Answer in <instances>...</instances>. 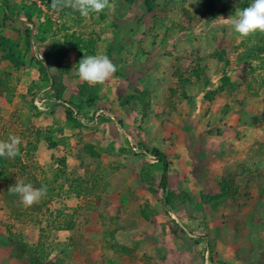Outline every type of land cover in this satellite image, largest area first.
<instances>
[{"label":"rangeland","instance_id":"1","mask_svg":"<svg viewBox=\"0 0 264 264\" xmlns=\"http://www.w3.org/2000/svg\"><path fill=\"white\" fill-rule=\"evenodd\" d=\"M244 1L110 0L114 11L105 10L86 19L71 9L54 11L51 0H0V130L8 133L7 139L16 136L9 133L11 127L23 129L25 125L32 126L35 115L31 113L39 114L48 108L46 114L59 109L65 114L71 112L74 115L71 119L76 121L73 127L78 130L73 135L75 152L69 151L70 158L76 157L75 168L67 166L64 150L52 145L51 136L42 134L41 139L46 141L48 148H53L54 159H58L57 162L52 161V164L57 163L56 167L39 168L33 162L37 157L34 150H20L18 158L14 159L0 157V189L8 177L16 176L15 171L34 181L35 177L55 178L59 184L58 191L50 194L46 185L48 196L34 205L38 210H47L42 212L43 226L59 233V237H64L69 231L65 225H72V235L65 236L69 244L64 252L88 256L90 264H100L99 258H105L106 251L110 253L108 257L122 260L123 264L127 258L129 262L139 264H264V200H257L264 196V92L258 96L245 92L249 71L245 55L248 53L243 51L242 38L220 19L235 15ZM145 2L148 4L144 5ZM135 17L137 23L131 28V20L133 22ZM162 25L165 26L163 32L159 31ZM177 30L179 34H176ZM131 31L139 36L137 40ZM30 34L33 35L32 46L37 50V54L31 51L33 57L37 56L36 63L40 58L48 69V76L54 78V83L39 96L37 94L42 85L46 86L48 76L39 71L38 65L41 64L36 66L29 58L30 51L24 49L25 36ZM214 47L218 49H211ZM166 49H177L180 53L174 59L170 52L163 57ZM219 49L226 51L228 66L213 57V51ZM96 54H106L117 66L114 74L118 79L117 85L113 83L114 78L95 86L79 81L76 70L80 60L83 56ZM130 60L129 67L123 65ZM32 67L38 72L35 73ZM137 69L134 76L132 73ZM226 70L231 71V81L241 85L231 95L219 91L220 80ZM67 75H70L74 86L62 85ZM137 80L138 95L143 96L138 101L142 113L133 118V127L138 124L140 127L139 130L134 129L133 137L138 133L140 143L129 149L125 148L126 144L116 145L112 135L118 129L117 124L120 123L122 128V124L132 125L131 115L127 114L132 103L127 100L133 94ZM158 96L163 100L150 101ZM56 99L60 101L54 103ZM117 109L121 120L114 113ZM166 115L169 116L166 118ZM148 121L152 128L148 127L146 133ZM236 127L246 128L249 132L248 137L240 139V148L231 153L233 158L244 161L241 174L235 176L246 179V186L251 187L247 196L255 197L256 202L252 200L250 206L239 208V217L244 216V222L253 231L246 230L243 235L241 229L236 228L234 232L238 238H234V245L230 246L220 238L222 229L214 219L223 217V223L232 222L223 214L224 209H229L222 205L228 202L227 199L222 201L218 196L229 194L232 177H224L211 184L210 188H214L215 193L209 194L207 200L198 201L191 191L202 185L194 180L192 171L197 166L196 158L207 159L201 156L203 153H217L219 159L228 157V143L239 138V135L230 134L228 129L234 131ZM80 129L86 130L87 134L84 135ZM32 133L29 137L33 141L39 140V135ZM142 134H147L154 142L146 145ZM122 135L125 139L126 132ZM160 138L164 140L161 148L155 146L158 143L155 140ZM179 143L185 147L183 153L187 152L188 160V167L181 166L190 171L188 181L182 185L185 191L191 185L192 189L183 197L167 198L163 204L167 190L178 191V171L174 166L179 167L178 158L185 159V155L176 148ZM137 145L140 148L138 152L135 150ZM155 151L160 153V158ZM138 156H143V159H137ZM130 159L131 164L126 162ZM163 162L167 164L173 181L170 185L160 181ZM205 164L199 161L196 167L199 176L208 174ZM205 190L209 193L210 189ZM10 195L11 199L6 202L0 193V205L5 201V207L11 211L10 220L30 223L26 219L25 206L18 202L20 198ZM19 205L21 208L17 207ZM164 206L177 216L167 213ZM138 207H143L145 213L137 212ZM152 207L163 210L160 215L165 217V222L162 218L152 221V214L147 213ZM33 210L31 206L28 212L33 214ZM247 217L251 219L247 221ZM177 218L185 221L187 226ZM139 222L141 225L148 223L140 225V228L148 226L147 231H151L152 224L154 228L156 223L164 228L163 237L170 243L169 246L165 244V253L160 246L154 248L148 244V240L156 242L158 228L155 227L148 238L146 231L137 233L135 228ZM235 225L241 226L238 222ZM222 228L225 232V226ZM31 233L33 235L34 232ZM131 233L135 240L132 245H127ZM197 233L214 242L203 255L190 243ZM37 235L44 243L40 249L45 253L50 249L45 244L50 233L48 235L42 228ZM222 236L227 237L226 234ZM258 236V244L253 246V238ZM250 238L252 241H247ZM43 239L46 240L43 242Z\"/></svg>","mask_w":264,"mask_h":264},{"label":"crops","instance_id":"2","mask_svg":"<svg viewBox=\"0 0 264 264\" xmlns=\"http://www.w3.org/2000/svg\"><path fill=\"white\" fill-rule=\"evenodd\" d=\"M136 23H137V20L135 17L133 22L131 20V28H133L134 25H136ZM164 29H165V26L162 25L160 27L159 31L163 32ZM131 32H133L135 34L134 31H131ZM169 33H171V32H168V34ZM176 34H179V30H177ZM133 36L136 40L139 38V36H136V34ZM32 37H33L32 34H30V36H28V37L25 36L24 49H27L28 52L30 51L29 52V58H30V60L32 58L33 63H36L37 56L33 57L32 53H31V51H33L34 53L37 54V50L32 46ZM190 48H193V47L191 46ZM120 51L122 53V50H120ZM166 52H168V53L170 52L173 59L176 57V55H179V53H180V52L178 53L177 49H174V50L166 49L162 53L163 57H165ZM159 54H160V52H159ZM168 56H170V55H168ZM41 58L45 61V59L43 57H41ZM38 60L39 61H37V62H39L41 64V65H38L39 63H36V66L38 65V67H39V71L42 72L43 71L42 69H44L47 76H48V73H47L48 69H45L46 67L42 63L40 58H38ZM130 63H132V60H130L129 62L126 61V63L123 65L129 67L128 65H130ZM140 65H142L141 61H140ZM148 67L149 66L147 65V62H146L145 68L147 69ZM143 68L144 67H142V69ZM32 69H34L35 73L38 72L37 71L38 69H36L35 67H32ZM131 71H132V69H131ZM137 72H138V69L136 72H134L132 74L135 76V75H137ZM42 74H43V72H42ZM22 75H24V72ZM69 78H70V75H67V77L65 78L66 81L64 80L62 85H66L68 87L74 86V83ZM113 78H114L113 83L117 85L118 84L117 77L114 76ZM138 80H137V83L134 85V89L132 91L133 94H131L129 100H127L130 103H132V109L127 111V114L131 115V117H130L131 121L130 122L132 123V125L130 124L129 126H124V124H122L123 125V128H122L121 124L119 123V124H117L118 129H116L115 134L112 135L115 138L116 145L122 144L121 146H124V144H126L125 148H129V149H130V147L131 148L133 147V144H137V143L139 144L140 143L139 142L140 135H138V133H136V135L133 137V132L135 131L134 129H137V130L140 129L139 124L137 126L133 127V121H134L133 118H135V116H138L139 115L138 113H142L141 107L139 106L138 101H140L139 99L143 98V96L138 95V88H136V86L139 85ZM52 83H54V78L52 79V77L50 78L48 76V79L46 80V86L42 85L43 88H41L39 90L40 93H38L37 95L39 96L41 94H44L46 92V90L49 89V87L51 86ZM71 96L72 95H70L69 98H67V99L69 100ZM115 98L119 100V97H115ZM147 98H149V97L147 96ZM153 98L150 99V101L151 100L152 101L163 100V98H161V96L153 97ZM59 101H60L59 99H56V100H54V103H57ZM121 102L122 101L120 100V103ZM50 109H53V107H51ZM43 112L39 113V114L31 113L32 115H35V118L32 120V123H33L32 126L29 127L28 125L27 126L25 125L26 127L23 126L24 127L23 129H18L15 126H13V127H11L13 131L10 130L9 133L13 132V133L17 134L16 136H19L21 138L22 142L19 145V150L28 149V150L36 151V153L34 155L37 154V157L35 158V160L33 162H35V164H37L39 168H44L45 166H53V167L55 166L56 167V165H57V163L52 164V161L54 163V162H57V160H58V159H54L56 156H55V153H53V151H52L53 148H48L47 143H45L46 141L44 142V140L41 139V137H40V135H42V134L43 135H50L51 136V142L53 141L52 145L58 150H60V149L64 150L65 156L67 157V160H68L67 166H70V168H75L76 167V157L70 158L71 155L69 154V151H71V153H74L75 152L74 150L76 148L75 142L73 139V135L76 134V132H78V130L73 127V125H75L74 124L75 121L73 119L71 121H69L67 119L66 114L64 113V110L59 109V110H55V111H52V112L46 114V112H49V108H48V109H44ZM114 113L116 114L117 119L121 120L122 116L119 115L118 109L116 111H114ZM168 116L169 115H166L164 117L167 118ZM78 119L79 118H77V120ZM78 121H80V120H78ZM146 126H147V129H146L147 132L146 133H148L149 128L150 129L152 128L151 123L148 121ZM236 128L234 131H230L228 129L230 134L239 135V138L236 137V138L232 139L230 144L228 143L227 146L230 149V154L228 155V157H226L224 159H219V155L217 153L210 155L211 153L209 154V152H208V153L201 154V156H203V158H207L206 160H202V159H200V157L195 159V162H196L195 165H197V166H194V170L192 171L194 173V177H195L194 180L199 182L202 185L201 188H197L196 190L191 191V189H192V185H191V187L185 191V188L182 185V182L188 181V179H189L188 176L190 174V171L185 169V167L181 166V165H185L186 167H188V165H187L188 160L186 158L187 152L183 153V150L185 149V147L179 143V146L176 148L179 151H181V152H179L180 154L183 153L185 155V159L178 158V161L177 160L176 161L178 162L179 167L174 166L178 171V177H177L178 191L167 190L168 192L167 191L165 192L166 199L163 203V204H165V202L167 201V198H173L176 196H178L179 198L183 197V194L186 195V193L188 191L193 192V193H191V194H195V195H193V198L198 199V201L207 200V199H209V197H208L209 194L215 193L214 188L213 189L210 188L211 184L213 185L214 182L216 183V182L222 180L224 177L227 179H230L232 177V179L230 180V182L232 183V185H231L232 188L230 187L229 194L227 193L226 196H224L223 193L218 195V196H221L220 199L222 201L227 199V201H228L227 203L225 202L224 204H222L223 203L222 202L220 204H222L224 207L227 206L229 208L228 210L224 209L223 214L225 216H227L226 220H231L232 222L229 224H227L225 222L223 223V220H222L223 217H221L220 219L219 218L214 219L215 221H217V224L221 227L222 230H224L222 227L225 226L226 231L222 232V230H221L222 233L220 232V238L224 240V243L226 245H230V246L234 245V238H235V240H236V238H238V236H236V234L234 232V230L236 228L241 229L240 231H241V233L243 232V235H245L246 230L253 231V229L249 226V224L247 222H244V220H245V219H243L244 216L239 217L241 214L239 211V208L244 207L246 205L250 206L252 200L254 202H256L255 197L249 198V196H247V195H249V191L251 190V187L246 186V179L243 176H235V174H241L240 170L244 168V161L241 159L237 160V159L233 158L231 153H235V149L242 145V144L239 145L240 139L248 137L247 135L249 132L246 128L245 129L244 128L241 129L238 127H236ZM80 130L82 132H84V135L87 134L86 130H84V129H80ZM32 131H34L35 134L39 135L38 136L39 140H38V138H36L33 141L29 137L30 135L33 134ZM122 132H124V133L126 132V138L125 139H124V136L122 135ZM129 133L132 135L134 142H131V140H130L131 138H130ZM7 134H8L7 132L5 133L4 131L0 130V141L8 140L6 138ZM141 137L143 139H145L144 143L146 145H148L149 142H154L153 139L152 140L149 139L150 136H147V134H142ZM123 139H124V141H123ZM162 141H164V140L161 138L159 139V141L155 140V142H158L155 146H160V148L162 146L164 147V145H163L164 142H162ZM102 144H103V142H102ZM136 147L139 148L138 145ZM150 147H152V146L150 145ZM48 149H51V150H48ZM155 152L159 153L158 151H155ZM52 153H53V155H52ZM64 153H62V155ZM156 155L158 156V154H156ZM136 158L140 160V159H143V156H138ZM151 158H154V157H151ZM172 160H175V159H172ZM181 161L183 162V164ZM199 161H202L203 163L206 162L205 167L208 169V174L203 173V174H201V176H199L196 173V167L199 166L198 165ZM126 162L131 164L132 160L130 159V160H127ZM150 163H152V162H150ZM161 168H162V173L160 175L161 183L164 185H168V184L170 185L171 182H173V181L171 179V176L168 174L167 164L165 162H163L161 165ZM215 168H217V170ZM228 173H230V176ZM38 178L39 177H35L36 181H34L33 178H31V179L25 178L24 176L20 175L19 171H18L16 176L11 177L10 179L8 177V180L6 181L5 186L0 189L2 199H4V200L7 199L6 202H8L11 199V197H10L11 193L10 194L8 193V189L10 187L14 186L16 180H18V179H23L25 181V183H31L35 188H40L41 186L47 185V186H49L48 188H50V194H52V192H54V191H58L59 184L55 178L54 179H53V177L48 178V179L46 177H45L46 179H38ZM195 181H193L192 184H194ZM263 187H261V188H263ZM206 188L210 189L209 193H208V190H205ZM47 192H49V189H47ZM172 194H174V195H172ZM258 195L259 194H257V196ZM46 196H48V193ZM257 200L263 201L264 196L262 198L259 197ZM18 202L20 203V200ZM17 207L19 208L20 205ZM32 207L34 208L33 214L28 212L29 207H23L25 214H26V217H27L26 219H28V221L30 222V223L26 224V223H23L22 221L14 222V221L10 220L11 211H10V209L7 210V207H5V201H4L3 205H0V264H79V262L84 261V260L87 261L86 264L91 263L90 257H88V256L86 257L85 255H77V254H73V253L70 254V253L64 252L68 249L66 247L69 244V241L67 239H65V236L66 235H69V236L72 235V230H71L72 228H70L68 232H65L66 234L63 233L64 237H59L58 236V235H60L59 233L54 232V231H50L51 229L45 228L43 226L42 212L44 211V209L40 208V210H38L36 208L37 206H35V205H32ZM165 207H167V206H164V210L167 213H169L171 215L172 214L176 215V213H174L170 208H168V207L165 208ZM232 207H234V208L232 209ZM130 209H132V208H130ZM262 210H264V208ZM136 211L139 213H145L143 207L142 208L138 207L136 209ZM160 211L163 212V210H161V209H157L156 207H152L149 210V212H147V213L152 214V216H153L152 221L153 222H154L153 219H155V218H162L163 219L162 221L165 222V217L160 215ZM46 212H47V210L44 211V213H46ZM134 212H135V210H134ZM253 213H254V211H253ZM263 215H264V213H263ZM180 218H177L178 221L180 223H183L185 226H187L185 221L181 220ZM171 219H172V217H171ZM248 219H251V218L247 217V221H248ZM236 221L241 226L235 225V223H237ZM246 223H247V225H245ZM120 224H122V223L120 222ZM260 224L262 225L261 222H260ZM136 225H137V228H135V229H136L137 233H139L140 231H143V232L146 231L148 238H150L149 236H151V233L154 231V228L157 227L158 228L157 232L159 233V235L156 237L157 238L156 242H154L153 240H148V244H151L150 246H152L154 248L156 246H160L162 249V252H164V253L166 252V247H164V246H165V244H168L167 246H169L170 243L165 242L166 239L163 237V233H164L163 227L159 226V224L156 223V224H154V226H155L154 228H153V224H152V230L151 231H147L146 227H148V226H146L144 228H140V225H141L140 222ZM142 225H148V223L145 222V224L143 223ZM261 225H259V227ZM179 226H180V228H182L181 227L182 225H179ZM42 228H44L46 230L48 235L50 233V237L47 238V241H46L47 243H45V244H47V246H49L50 249H47L45 251V253L42 250L43 249L42 245H44V243L39 241V237L37 235L38 231ZM185 228H187V227H185ZM187 229H189V228H187ZM217 229L219 230V228H217ZM32 231L34 232L33 235L31 233ZM229 232L230 233L232 232L231 236L228 235ZM224 234H226L227 237H223L222 235H224ZM152 235L154 236V234H152ZM130 236H131L130 239H127V241H126L127 245H132V243L135 240L132 233ZM192 238L193 239L190 238L191 239L190 243H192L195 247H197L198 251L200 252L199 254H201V255H203L207 251V249L209 248V245L210 246L214 245L213 241H211L206 236L201 235V233H197L195 236H192ZM228 238H229V240H227ZM259 239H260V236H258L257 238L254 237L253 241L251 240V238H250V240H247V241H250V242L252 241V245L255 242V244L253 246H256L258 244ZM45 240L43 239V242ZM86 244H87V242H86ZM217 244L220 245L221 243L217 242ZM40 248H42V249H40ZM180 250L181 249H178V251H180ZM195 252L196 251H194V254H195ZM105 254H106L105 258H103V259L99 258L100 264H123L122 260L119 261V259H113V257H108V255H110V253L108 254L107 251L105 252ZM78 260H79V262H78ZM153 260L155 261L154 257H153ZM125 264H139V262L132 263V262H129L128 258H127L125 260Z\"/></svg>","mask_w":264,"mask_h":264},{"label":"clouds","instance_id":"3","mask_svg":"<svg viewBox=\"0 0 264 264\" xmlns=\"http://www.w3.org/2000/svg\"><path fill=\"white\" fill-rule=\"evenodd\" d=\"M51 8L56 12L71 9L86 19L105 10L114 11L110 0H51ZM220 19L226 21L239 38H247L257 32L264 34V0H251L248 6L237 8L235 15ZM116 71L117 66L106 54H96L83 56L77 65L76 76L79 81L95 86L112 79ZM21 142V138L15 135L9 136L7 141H0V157H17ZM8 192L17 195L23 206L31 207L47 195V186L35 188L31 183L18 179Z\"/></svg>","mask_w":264,"mask_h":264},{"label":"trees","instance_id":"4","mask_svg":"<svg viewBox=\"0 0 264 264\" xmlns=\"http://www.w3.org/2000/svg\"><path fill=\"white\" fill-rule=\"evenodd\" d=\"M130 2V0H129ZM250 0H245L243 4L240 5L238 9H241L242 7H246L249 5ZM148 4L145 2L144 5ZM148 12H150V7L148 6ZM211 14V13H210ZM212 16V15H211ZM214 18V15H213ZM241 45L243 47V51L247 55H245L248 59L249 63V71H248V78L247 84L245 87V92L247 94H252L253 96H258L261 95L262 92H264V34L262 33H255L247 38H242ZM211 49H218L217 47L211 48ZM223 49H219L216 51H213L212 56L217 57L218 61L221 63L223 62L224 65L228 66L229 65V60L227 57V54L225 53ZM229 54V53H228ZM44 74H46L45 70L42 69ZM231 73L230 70H226V72L223 73L222 78L220 80L221 86L219 88V91L221 92H226L228 94H232L233 92L238 91L241 88L240 84H237L235 82L231 81L230 75ZM47 75V74H46ZM67 119L71 121V112L66 113ZM74 117V115H73ZM74 120V119H73ZM76 123V121H75ZM20 152V150H19ZM158 154L159 158L161 155ZM18 158V157H17ZM16 174L18 173L15 171ZM20 174V172H19ZM13 177V176H12ZM12 196V195H11ZM70 229L72 228V225H65V229Z\"/></svg>","mask_w":264,"mask_h":264},{"label":"built area","instance_id":"5","mask_svg":"<svg viewBox=\"0 0 264 264\" xmlns=\"http://www.w3.org/2000/svg\"><path fill=\"white\" fill-rule=\"evenodd\" d=\"M138 149H139V148H137V147H136V149H135V150H137V152H138ZM140 151H141V150H140Z\"/></svg>","mask_w":264,"mask_h":264}]
</instances>
